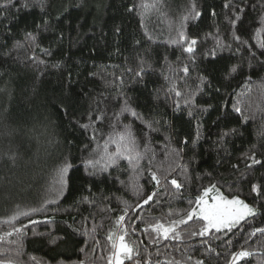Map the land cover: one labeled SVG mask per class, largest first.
Masks as SVG:
<instances>
[{"label":"snow or ice","instance_id":"snow-or-ice-1","mask_svg":"<svg viewBox=\"0 0 264 264\" xmlns=\"http://www.w3.org/2000/svg\"><path fill=\"white\" fill-rule=\"evenodd\" d=\"M163 2L134 0L125 5L127 13L141 17L140 27L144 29L143 39L134 40L132 52L135 55H125L117 44L109 55L123 57V61L105 65L99 72L90 69L81 82L79 78L73 79L69 63L71 55L66 54V59L50 64L45 57H51L53 50L43 46L39 37L53 31L58 46L67 40L70 51L79 43V29L83 27L79 21L73 26L71 9L83 8L84 4L75 0H67L59 6L54 4V0H0V30L5 40L13 37L11 25L20 13L35 10L39 15L33 29L25 28L23 39L16 40L13 47L8 48L7 43L0 45L3 49L0 56L31 68L37 81L47 74L49 67L56 69L64 87L53 106L67 116L69 124L85 137L78 163L64 157L55 166V198L45 200L40 207L21 210L18 206L6 219L0 220V224L10 229L0 233V243L11 246H0V264H25L21 257L24 255L22 238L27 235V225L17 227L16 222L21 216L29 217L45 210L46 205L58 204L64 192L71 191L69 173L79 168L88 179L81 186L80 196L73 202L77 215L72 216V223L67 227L74 237H84V246L78 249L83 258L67 262L60 260L57 264H221V261L222 264H240L241 261L248 264L253 258L257 264H264V226H254L257 219L264 225V106L253 111L243 106L242 97L253 89L254 81L250 74L239 86L242 91L233 89L228 96L221 91L228 87L223 82L244 72L245 62L249 70L264 69V40L257 39L264 33V0H223L224 31L219 24L213 23V30L203 35L188 32L189 22L199 21L204 15L196 0H191L177 25L170 26V34L164 41L173 54L178 52L175 61L167 52L162 60L160 57L153 60L150 47H144L145 40L155 41L145 29L143 17L150 12L163 15ZM106 7L103 0H97V18ZM210 8L208 15L215 21L221 13L217 12L215 5ZM250 13L255 14L248 25L249 28L256 25L251 37L256 41L255 45L242 37L240 29ZM73 32L77 35L72 36ZM113 34L118 40L122 38V25H114ZM209 41L212 46L205 49ZM142 48L143 51L140 50ZM95 49L96 45H93L92 51ZM21 51L24 52L22 59ZM223 52L233 57L241 56V59L238 63L229 60L221 70L220 86H214L207 68L201 65L215 63ZM80 62L76 61L77 64ZM95 67L98 66L93 65ZM4 75L7 73H0V79ZM149 76L158 77L162 82L154 88L151 94L154 103L145 112L140 110L129 92L134 85L147 87L146 78ZM74 84L80 85L78 90ZM89 85L93 87L89 88ZM256 88L264 94V77L256 83ZM206 89L213 90L224 101L213 121L216 131H210L208 136H205L203 117L214 110V105L203 100ZM7 91L0 88V93ZM8 94L11 95L10 92ZM76 96L88 101L83 111H78L79 105L73 100ZM161 102L163 109L160 108ZM169 111L173 115L186 114L193 122L194 133L177 139ZM249 123L256 128V143H251L237 157V163L231 165L237 175L236 180L228 184L230 195H225L217 183L210 182L207 186L201 185L194 199L187 198L186 208L175 207L174 202H184V193L192 184L193 172L206 163L201 155L202 142L207 144L211 140L204 151L217 154L214 166L219 167L225 162L220 153L231 158L226 145L243 138L242 129H246ZM7 135L11 136L12 132ZM4 156L11 165L16 164V153L6 152ZM204 175L211 177L213 173ZM124 176L127 179L122 178ZM195 179L200 180L201 177L196 176ZM97 182L114 185L116 191L130 192L136 197L135 203H129L115 193L95 191ZM245 184L248 186L246 195L239 191L231 194V189H239ZM148 186H151L150 191ZM113 199L119 205V215L105 229L104 220H111V214L117 211L111 206ZM81 205L90 210L87 215H83ZM145 206L149 209L146 216L143 215ZM157 210L160 214L153 215ZM98 214H101L99 222ZM54 220V216L47 217L43 222L52 223ZM29 223L40 221L30 219ZM100 232L105 233L103 243L98 238ZM34 235L48 237V243L52 245L63 239L51 233L34 232ZM149 247L156 248V251H149ZM161 249L167 251L162 252ZM97 250L99 255H96ZM28 260L32 264H49V261L36 256H29Z\"/></svg>","mask_w":264,"mask_h":264},{"label":"trees","instance_id":"trees-1","mask_svg":"<svg viewBox=\"0 0 264 264\" xmlns=\"http://www.w3.org/2000/svg\"><path fill=\"white\" fill-rule=\"evenodd\" d=\"M75 2L84 4L83 8L71 9V23L73 26L77 24V21L83 25L79 29L81 37L79 43L72 47L70 51L67 40H65L63 45L58 46L57 42L54 41L55 33L53 31L43 33L39 40L43 46L51 47L53 50L54 54L51 57H45L50 64L66 59V54H70L72 60L69 63L72 65L73 79L79 78L83 82L84 75H86L88 70L99 72L103 70L105 65L123 61V57L109 55V53L114 51L117 44L125 55H135L132 52L134 40L143 39L144 29L140 27L141 17L125 11V5L134 2V0H103L107 7L100 18H97V0H87V3H85V0H75ZM190 2L191 0H164L161 5L163 15L160 12H150L143 17L145 29L149 31L155 41H144V47H150L151 49L150 55L153 60L157 57L162 60L166 52L172 61L176 60L178 52L173 54L164 41L170 34V26L175 27L177 25L179 18L186 13ZM222 2L223 0H196L198 9L202 10L204 15L199 21L189 22L188 32L191 35H203L213 30L211 27L213 23L219 24L223 32L226 25L224 24L223 11L221 9ZM61 3H67V0H54L56 6ZM212 5H215L217 12L221 13L215 21L208 15ZM254 15V13H250L240 25L242 37L249 40V43L253 45H255L256 41L252 40L251 37L256 25L253 24L251 28L248 25ZM38 20L39 15L35 10L33 12L20 13L19 18L12 22L11 27L14 35L11 39L5 40L2 30H0V45L7 43L8 48L13 47L16 40L23 39V30L25 28L32 30L34 22ZM117 24L122 25L124 32L123 37L119 40L113 34V27ZM76 35V32L72 33V36ZM257 39L264 40V33L260 34ZM93 45H96L95 52L92 51ZM211 46L212 42L209 41L204 48ZM140 50L143 51L144 49ZM0 51H3V49L0 48ZM19 55L22 59L24 52L21 51ZM243 55H246V53ZM240 59L241 56L233 57L230 53L223 52L219 54L215 63L202 64L201 67L207 68L208 73L212 77L213 85L220 86L221 70L227 66L229 60L233 63H238ZM5 60L6 58L0 56V73H7L0 79V88L8 90L0 93V220L6 219L18 206L21 210L40 207L45 200L55 198V189L53 187L55 166L64 157H70L73 159V163H78L82 141L85 139L80 130L74 129L69 124L68 117L62 112H58L53 106V101L60 95L64 87V82L60 80V73L56 69L49 67L47 74L37 81L35 79L36 74L31 68L10 59L6 60V62ZM78 60L81 61L79 64L76 63ZM93 65L98 67L93 68ZM249 74L254 81L253 89L251 92L246 93L242 100L243 106L247 110L253 111L257 110L258 107L264 106V94L256 88V83L264 77V69L256 70L253 68L249 70L245 62L244 72L236 74L234 79L230 81L223 82L228 87L226 90L222 88L221 91L224 96H228L233 89L242 91L239 86ZM193 75H195V72H193ZM146 80L147 87L134 85L129 92V95H132L135 98V102L140 106V110L145 112L154 103L151 98L154 88L158 87L162 82L155 76H149ZM73 87L78 90L80 85L74 84ZM88 87L91 88L93 85ZM205 91L206 94L203 100L214 105V110H210L203 117L205 136H208L210 131H216L213 121L219 115V105L224 103V101L213 90L206 89ZM9 92L11 95L8 94ZM73 100L79 105L78 111H83L88 106L86 98L81 99L76 96L73 97ZM160 108L163 109V102H161ZM169 118L173 121L177 139H182L185 135L191 136L194 133L193 122L187 118L186 114L173 115L169 111ZM256 123L258 124L259 121ZM242 130L244 131L243 138H237L234 143L226 145L228 152L231 153V158L229 159L223 152L220 153L225 162L219 167L214 166L217 154L215 152L205 153L204 151L211 144V140L207 144L202 142L201 155L206 163H202L199 169L193 172V181L189 190L184 193V202H174L175 207L186 208L187 198L191 197L194 199L199 190H201V185L207 186L210 182L217 183L225 195H230L228 184L235 181L237 175L231 165L237 163V157L250 147L251 143H256V128L251 123L247 125L246 129ZM9 131L12 132L11 136L7 135ZM68 141H71V143ZM6 152L17 154V162L14 166L5 158L4 153ZM206 172H212L213 175L211 177L205 176L204 173ZM69 175L71 176V191L66 190L58 204L46 205L45 210L33 213L29 217L21 216L16 222L17 227L21 224L27 225L25 229L27 235L22 238L24 255L21 257L25 264H32L28 260L29 256H36L40 260L49 261V264H57L60 260L67 262L83 258L78 249L84 246V237H74L67 224H71L72 216L77 215L73 209V202L80 196L81 186L85 179L88 178L83 176L82 168L73 169ZM196 176H200L201 179H195ZM122 178L127 179L126 176ZM148 190H151V186H148ZM95 191H105L108 194L115 193L116 196L128 200L129 203H135L136 201V197H133L130 192L126 193L122 189L116 191V186L114 185L106 186L97 182ZM238 191L246 195L248 186L245 184L240 185L239 189L233 188L231 189V194H237ZM111 206L116 208L117 211L111 214V220H104L105 229L110 227L114 222L115 216L119 215V205L115 199H113ZM57 208L59 210L55 211ZM80 208L83 215H87L88 211H90L86 205H81ZM164 210H167L166 203ZM148 211V206H145L143 215L146 216ZM159 214V210L153 213V215ZM53 216L55 217L54 222H43L47 217ZM100 216L101 214L97 215V222L100 221ZM30 219L40 221V223L30 224ZM88 226H91V222H89ZM254 226L264 225H261L260 220L257 219L254 222ZM140 227L142 228L143 225L141 224ZM5 230L10 229L6 225L0 224V233ZM34 232L51 233L52 236L63 237V239H58L57 243L52 245L48 243V237L34 235ZM104 235V232L98 233V238L101 239L102 243L104 242ZM132 239H135V237H132ZM145 244H148L147 240H145ZM0 246L9 245L0 243ZM149 251L154 253L156 248L149 247ZM161 251L165 252L167 250L161 249ZM221 251L223 250L221 249ZM96 255H99V250H97ZM160 259L163 260L164 257L161 256ZM240 264H245V262L241 261ZM248 264H257V260L253 258L248 261Z\"/></svg>","mask_w":264,"mask_h":264}]
</instances>
